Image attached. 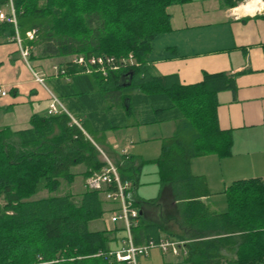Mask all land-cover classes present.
Instances as JSON below:
<instances>
[{
	"label": "trees",
	"instance_id": "obj_1",
	"mask_svg": "<svg viewBox=\"0 0 264 264\" xmlns=\"http://www.w3.org/2000/svg\"><path fill=\"white\" fill-rule=\"evenodd\" d=\"M7 1L0 0V9ZM183 1L12 0L16 29L34 48V58L64 61L58 66L54 97L78 127L60 113L33 116L22 131L0 130V264H124L111 256L119 251L113 237L125 232L123 227L88 229L105 215L99 194L70 191L76 178L85 183L106 166L97 151V134L127 129L141 117L140 125L174 121L176 133L162 142L154 162L162 185L187 183L193 159L230 157L231 134L219 129L216 110L217 95L234 91L233 80L203 74L201 83L184 87L175 77L153 75L149 66L153 41L171 30L167 8ZM226 1L233 7L241 0ZM30 31H35L34 41L26 38ZM3 33L14 36V26L0 22ZM71 58H81L84 65ZM91 60L102 64L90 65ZM143 109L150 116L139 113ZM116 159L120 180L132 189V161ZM79 167L83 172L73 173ZM42 192L47 195L36 199ZM225 194L228 210L220 222L227 236L240 240L235 264L263 263L261 182H235ZM225 242L234 241L227 237ZM193 250V264L207 263L216 252L212 243L202 242Z\"/></svg>",
	"mask_w": 264,
	"mask_h": 264
},
{
	"label": "crops",
	"instance_id": "obj_2",
	"mask_svg": "<svg viewBox=\"0 0 264 264\" xmlns=\"http://www.w3.org/2000/svg\"><path fill=\"white\" fill-rule=\"evenodd\" d=\"M5 7L9 14L10 0ZM167 13L171 30L152 43L151 72L175 77L184 87L201 83L203 74H225L233 80L234 91L217 95L216 110L219 129L231 134L230 157L193 159L189 181L171 186L161 184L154 162L161 156L162 142L176 133L174 121L140 125L141 117L127 129L97 134L96 144L114 162L118 156L132 161L136 178L130 195L139 213L133 245L152 241L177 246V255L155 248L139 256L137 264H193V249L200 242L212 243L216 250L205 264H235L240 240L227 236L220 222L228 210L225 193L233 183L249 180L261 182L264 190V0H241L233 7L226 0H185L169 6ZM14 29V36L0 35V90L7 94L0 97V120L13 116L14 122L0 130L16 132L27 129L31 117L48 115L58 83L51 61L35 59L32 46ZM16 35L29 53L26 60ZM139 113L150 116L148 110ZM82 172L83 168L77 173ZM111 208L105 205V211ZM189 210L194 215H188ZM194 220L200 223L195 225ZM104 224L107 231L122 229L121 224ZM227 237L234 242H225Z\"/></svg>",
	"mask_w": 264,
	"mask_h": 264
},
{
	"label": "built area",
	"instance_id": "obj_3",
	"mask_svg": "<svg viewBox=\"0 0 264 264\" xmlns=\"http://www.w3.org/2000/svg\"><path fill=\"white\" fill-rule=\"evenodd\" d=\"M10 8L11 12L9 14L0 12V21L12 24L16 28L15 14L11 0ZM26 38L29 41H33L35 38V31L27 32ZM15 40L20 46V54L22 58L26 60L29 56L28 51L23 50V48L21 47V39L18 35H16ZM74 64L82 66L84 65V61L79 58L77 59V61L74 62ZM95 64L100 65L102 64V61H90V65ZM35 82L40 85H43V80L37 78L36 76ZM5 95L6 92L4 90H0V97H5ZM51 99L52 102L48 108L49 115L56 116L60 113L67 114L63 106L54 96H52ZM69 118L72 120L73 124L78 127L76 121L73 120L70 116ZM100 154L104 156L102 153ZM103 158L104 159L102 161L106 165L105 168H103L100 173L93 174L90 178H88L84 183V189L89 192L98 193L105 205L112 206L111 209L105 211L103 219L113 227L118 224H121L125 231L126 241L123 242V245H126V248L112 253L111 256H114L118 263L137 264V258L139 256H144L146 255L147 251L155 248H159L163 252H166L168 249H171L173 254L177 255V246L175 244H168L166 242L155 243L150 241L146 243V245L141 247H136L133 245L131 233L132 230L137 227L139 213L134 207L133 201L131 199V184L128 182H122L119 178V174L116 167L106 157Z\"/></svg>",
	"mask_w": 264,
	"mask_h": 264
},
{
	"label": "rangeland",
	"instance_id": "obj_4",
	"mask_svg": "<svg viewBox=\"0 0 264 264\" xmlns=\"http://www.w3.org/2000/svg\"><path fill=\"white\" fill-rule=\"evenodd\" d=\"M6 7L5 8H2V11L5 12ZM34 41V40H33ZM33 51L34 48H32ZM69 60H73L72 63H74L75 61H77V58H71ZM52 65L54 66L52 68V72L54 73L55 76L58 75V66L63 63L64 61L61 60V59H52L50 60ZM53 116V115H51ZM14 122H13V116H10V117H7V118H4V119H1L0 120V127H2V125H12ZM20 124L22 122H19ZM19 127H22L21 125ZM24 127H28L27 124L24 126ZM97 151L99 153H102L104 156L101 155V159L103 160L104 158L103 157H106L113 165H115V162L112 161L106 154H104V152L99 148L97 147ZM120 157V156H118ZM82 169V167H79V168H76L75 170H73V173H77L79 172L80 170ZM82 191H84V188L83 186L81 185V178H76V182H75V186H74V189L72 191V194L74 195H78L79 193H81ZM47 194L45 192H42L40 193L36 199L38 198H43L45 197ZM104 223H107L104 219L103 220H100V221H96V222H92L88 225V229L90 232H98L100 230H103L104 231V227H105V224ZM110 232L112 230V227H110ZM115 240H116V244L118 245V248H125L126 245H123V242L126 241V234L125 232H118L114 235L113 237ZM116 249H117V246H116ZM170 251V250H169Z\"/></svg>",
	"mask_w": 264,
	"mask_h": 264
},
{
	"label": "bare ground",
	"instance_id": "obj_5",
	"mask_svg": "<svg viewBox=\"0 0 264 264\" xmlns=\"http://www.w3.org/2000/svg\"><path fill=\"white\" fill-rule=\"evenodd\" d=\"M254 2V1H253ZM250 7V6H249ZM255 9V8H254Z\"/></svg>",
	"mask_w": 264,
	"mask_h": 264
}]
</instances>
